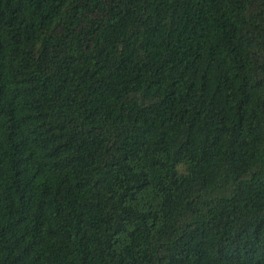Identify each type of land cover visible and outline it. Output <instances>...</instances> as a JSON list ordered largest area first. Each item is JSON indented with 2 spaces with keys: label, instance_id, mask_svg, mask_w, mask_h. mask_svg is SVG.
<instances>
[{
  "label": "trees",
  "instance_id": "trees-1",
  "mask_svg": "<svg viewBox=\"0 0 264 264\" xmlns=\"http://www.w3.org/2000/svg\"><path fill=\"white\" fill-rule=\"evenodd\" d=\"M0 264H264V0H0Z\"/></svg>",
  "mask_w": 264,
  "mask_h": 264
}]
</instances>
